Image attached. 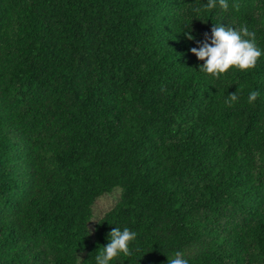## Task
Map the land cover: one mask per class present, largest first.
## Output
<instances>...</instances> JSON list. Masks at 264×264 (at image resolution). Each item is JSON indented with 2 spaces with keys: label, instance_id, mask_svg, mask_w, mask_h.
I'll return each mask as SVG.
<instances>
[{
  "label": "trees",
  "instance_id": "trees-1",
  "mask_svg": "<svg viewBox=\"0 0 264 264\" xmlns=\"http://www.w3.org/2000/svg\"><path fill=\"white\" fill-rule=\"evenodd\" d=\"M226 2L0 0V264H96L114 228L110 264H264V0ZM214 25L255 68L199 71Z\"/></svg>",
  "mask_w": 264,
  "mask_h": 264
},
{
  "label": "clouds",
  "instance_id": "clouds-1",
  "mask_svg": "<svg viewBox=\"0 0 264 264\" xmlns=\"http://www.w3.org/2000/svg\"><path fill=\"white\" fill-rule=\"evenodd\" d=\"M219 6L223 10L228 9L226 0H219ZM207 8H215L216 0H208ZM199 12V9H196ZM211 35V41L208 42L207 34L205 42L197 48H192L191 52L198 60L204 61L199 71L209 77L220 79L222 74L229 70L247 71L255 68L258 59L261 57V51L256 45L255 32H249L247 27H242L239 31L230 27L214 25ZM189 40L193 39L188 35ZM259 96V92L252 91L249 94V102H254ZM238 100L237 92L229 96L225 101L229 106ZM137 234L124 228H114L109 234V242L106 247L100 248L96 256V264H110L114 258L123 254H130L129 245L136 239ZM168 264H188L183 258L182 252H176L175 257L168 259Z\"/></svg>",
  "mask_w": 264,
  "mask_h": 264
},
{
  "label": "rangeland",
  "instance_id": "rangeland-1",
  "mask_svg": "<svg viewBox=\"0 0 264 264\" xmlns=\"http://www.w3.org/2000/svg\"><path fill=\"white\" fill-rule=\"evenodd\" d=\"M120 191L118 189L114 190L110 194H106L98 198L94 205V216L91 222V227L95 224V222L100 219L107 211H109L116 202L119 200Z\"/></svg>",
  "mask_w": 264,
  "mask_h": 264
}]
</instances>
